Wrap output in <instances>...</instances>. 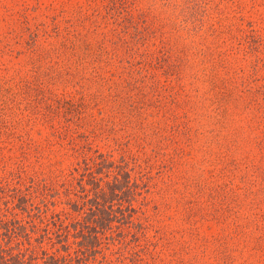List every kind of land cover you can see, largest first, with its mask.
<instances>
[{
    "label": "rangeland",
    "instance_id": "obj_1",
    "mask_svg": "<svg viewBox=\"0 0 264 264\" xmlns=\"http://www.w3.org/2000/svg\"><path fill=\"white\" fill-rule=\"evenodd\" d=\"M0 245L264 264V0H0Z\"/></svg>",
    "mask_w": 264,
    "mask_h": 264
},
{
    "label": "trees",
    "instance_id": "obj_2",
    "mask_svg": "<svg viewBox=\"0 0 264 264\" xmlns=\"http://www.w3.org/2000/svg\"><path fill=\"white\" fill-rule=\"evenodd\" d=\"M56 30V29H55ZM34 39V38H33ZM124 176V175H123ZM126 177V176H125ZM113 185H115V188H116V186H120L119 184H118V182H117V180H116V176L114 177V181H113ZM118 188V187H117ZM115 190V189H114ZM118 208H120V210H122V208L121 207H118ZM131 208V205H130V203H127V205L123 208L124 210H128V209H130ZM109 209L111 210V207H109ZM120 216H118L117 218L118 219H122L123 218V216H124V214L123 213H121V211H120ZM113 217H115V215L114 214H112V215H109V216H107L106 217V220H108V219H112ZM97 219L96 220H101V219H99L98 217H96ZM117 219V220H118ZM2 254H5V253H3V247H2V245H0V258H2L4 261H6V260H9V261H12L14 264H26V263H30V261L29 260H26V257L27 256H25V252H23L22 251V249H20L19 247L16 249V252H13V253H10L11 255H9L8 257H4V256H1ZM11 256H13V257H11ZM47 257H49V258H51V259H53V255H48ZM63 260H64V257H62V262H63ZM48 264H52V262L51 261H49V262H47Z\"/></svg>",
    "mask_w": 264,
    "mask_h": 264
}]
</instances>
